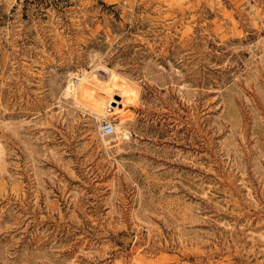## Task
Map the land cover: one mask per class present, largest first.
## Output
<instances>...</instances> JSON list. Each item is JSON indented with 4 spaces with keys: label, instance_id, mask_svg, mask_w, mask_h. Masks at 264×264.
I'll list each match as a JSON object with an SVG mask.
<instances>
[{
    "label": "rangeland",
    "instance_id": "1",
    "mask_svg": "<svg viewBox=\"0 0 264 264\" xmlns=\"http://www.w3.org/2000/svg\"><path fill=\"white\" fill-rule=\"evenodd\" d=\"M0 264H264V0H0Z\"/></svg>",
    "mask_w": 264,
    "mask_h": 264
},
{
    "label": "bare ground",
    "instance_id": "2",
    "mask_svg": "<svg viewBox=\"0 0 264 264\" xmlns=\"http://www.w3.org/2000/svg\"><path fill=\"white\" fill-rule=\"evenodd\" d=\"M102 72L107 74L105 80L97 79ZM91 72H84L78 76L76 81L67 85L69 96L85 111L94 114L97 118H106L110 114H116L122 110L120 104H124L122 88L128 87L125 81H119L116 72L104 66L97 65ZM97 77V78H96ZM129 91V90H128ZM116 94L120 99L115 98ZM129 99V98H128ZM114 103V104H113ZM130 103V102H129ZM112 106V112L107 111V107ZM113 130L109 134H104V138L118 139L129 137L128 130L122 121L112 122Z\"/></svg>",
    "mask_w": 264,
    "mask_h": 264
},
{
    "label": "built area",
    "instance_id": "3",
    "mask_svg": "<svg viewBox=\"0 0 264 264\" xmlns=\"http://www.w3.org/2000/svg\"><path fill=\"white\" fill-rule=\"evenodd\" d=\"M107 111L110 113L112 112L113 108L112 106L107 107ZM112 122L113 120L110 118H101L98 124V128L102 134H109L112 132L113 127H112Z\"/></svg>",
    "mask_w": 264,
    "mask_h": 264
}]
</instances>
